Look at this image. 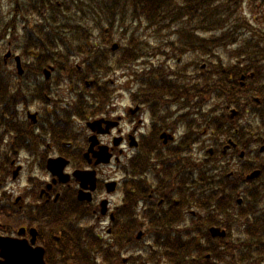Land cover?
<instances>
[{
  "label": "flooded vegetation",
  "instance_id": "flooded-vegetation-1",
  "mask_svg": "<svg viewBox=\"0 0 264 264\" xmlns=\"http://www.w3.org/2000/svg\"><path fill=\"white\" fill-rule=\"evenodd\" d=\"M178 27L147 24L140 62L112 47L91 79L3 45L4 199L50 264H264V82L244 72L259 61Z\"/></svg>",
  "mask_w": 264,
  "mask_h": 264
},
{
  "label": "trees",
  "instance_id": "trees-1",
  "mask_svg": "<svg viewBox=\"0 0 264 264\" xmlns=\"http://www.w3.org/2000/svg\"><path fill=\"white\" fill-rule=\"evenodd\" d=\"M12 15L0 25V38L9 30H16L23 20L26 29L19 43L36 46L39 58L36 61L65 66L67 79L79 76L78 67L84 68L81 78L91 79L99 71L107 73L110 46L117 23L128 20L147 23L152 29H160L164 22H177L181 30L218 33L219 36L199 38L196 46H221L237 42L240 29L246 30L248 40L245 47L248 55H255L257 66L244 69L254 72L249 80L264 82V28H255L241 15L239 9L245 0H10ZM42 17V18H39ZM23 19V20H22ZM23 21V22H22ZM252 35V36H251ZM21 39H24L23 42ZM97 39L99 42H97ZM127 54L131 61L141 56L142 41L133 34L129 38ZM73 51V52H72ZM82 57L74 65L75 58ZM32 60V57H31ZM222 77L224 75H221ZM220 82L218 83V88ZM258 94H264L260 89ZM7 173L4 175L6 176ZM10 203L0 201V223L2 232L14 228ZM131 220H134L133 209ZM262 228V225L259 227ZM261 242L264 240H260ZM259 245V243H258ZM50 264L49 261H47ZM52 264H55L52 262Z\"/></svg>",
  "mask_w": 264,
  "mask_h": 264
},
{
  "label": "rangeland",
  "instance_id": "rangeland-1",
  "mask_svg": "<svg viewBox=\"0 0 264 264\" xmlns=\"http://www.w3.org/2000/svg\"><path fill=\"white\" fill-rule=\"evenodd\" d=\"M12 10V3L10 0H0V25L3 23V21H7L12 15L10 14ZM241 15H243L244 18H246L247 20L250 21V23L252 24V26H254L255 28H264V0H245V3L242 4V7L239 9ZM39 18H42L39 16ZM169 22V21H168ZM167 22V23H168ZM147 30V24L143 22L142 25H140V22H133L128 20L127 22H125L124 25H122L120 22L116 24V27L114 29L113 32V43H117L120 45V51L122 52L123 48L127 47L128 43H129V38L135 34L140 40L142 39L140 35H144L145 31ZM220 32H216V33H212L211 35H209L208 37L210 38V36H219ZM247 32H245V30H241L238 32V34H240L238 36V42L236 44H230L233 47H229V48H225L226 51H234V49H239V47L244 48L245 44L248 40L247 35H244ZM249 34V33H247ZM197 36V35H196ZM252 36V35H251ZM198 37V36H197ZM199 38H207V36L202 35ZM7 41H9V38L6 37L3 41H1L0 44V53L3 51V45L7 43ZM97 42H99V40L97 39ZM144 42V39L142 40V43ZM112 45L110 46L111 49ZM120 51H118L117 53H119ZM236 54V53H235ZM220 55H223L222 58L225 59V61H227L229 63L230 61V54L229 53H220L219 56L217 57V62L220 59ZM109 56V55H108ZM107 56V62L111 61V58H108ZM26 61L29 60L28 57H24ZM80 59H82V57H76L75 58V63L74 65H76L78 62H80ZM138 62H140V58L138 59ZM134 64H137L134 63ZM233 64V63H232ZM229 64V65H232ZM228 65V66H229ZM133 66V64H132ZM122 73H117V76H122ZM108 76V75H107ZM7 184L5 185V188L8 191H11L13 189L14 186V181H12L11 177H9V179L6 182Z\"/></svg>",
  "mask_w": 264,
  "mask_h": 264
},
{
  "label": "water",
  "instance_id": "water-1",
  "mask_svg": "<svg viewBox=\"0 0 264 264\" xmlns=\"http://www.w3.org/2000/svg\"><path fill=\"white\" fill-rule=\"evenodd\" d=\"M118 44H114V48ZM11 54V53H9ZM20 61V57H17ZM214 234L224 235V232ZM23 230L20 231V234ZM36 242V237L32 240ZM0 264H46L44 259V249L41 247L34 248L26 240H19L11 236L0 235Z\"/></svg>",
  "mask_w": 264,
  "mask_h": 264
}]
</instances>
